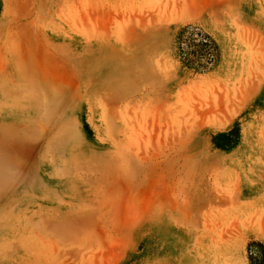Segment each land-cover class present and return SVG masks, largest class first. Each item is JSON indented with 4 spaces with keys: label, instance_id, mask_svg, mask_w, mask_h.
<instances>
[{
    "label": "rangeland",
    "instance_id": "374dc122",
    "mask_svg": "<svg viewBox=\"0 0 264 264\" xmlns=\"http://www.w3.org/2000/svg\"><path fill=\"white\" fill-rule=\"evenodd\" d=\"M189 26L214 67L181 62ZM252 242L264 0H0V264H248Z\"/></svg>",
    "mask_w": 264,
    "mask_h": 264
},
{
    "label": "trees",
    "instance_id": "16d2710c",
    "mask_svg": "<svg viewBox=\"0 0 264 264\" xmlns=\"http://www.w3.org/2000/svg\"><path fill=\"white\" fill-rule=\"evenodd\" d=\"M179 57L186 66L198 71L214 67L219 61V50L213 38L194 26L187 27L179 39ZM248 264H264V243L247 245Z\"/></svg>",
    "mask_w": 264,
    "mask_h": 264
},
{
    "label": "bare ground",
    "instance_id": "6f19581e",
    "mask_svg": "<svg viewBox=\"0 0 264 264\" xmlns=\"http://www.w3.org/2000/svg\"><path fill=\"white\" fill-rule=\"evenodd\" d=\"M214 9H215V8H214ZM214 9H213V10H214ZM213 10L210 11L209 13H205V15H203V16H204V21L206 22L207 26L214 30V29L220 27L221 24H224V23H216V22L214 21V19L218 18L219 16L216 17L217 15H216L215 12H213ZM204 11H205V10H204ZM224 18H225V17H224ZM224 18H223V19H224ZM219 21H220V20H219ZM225 25H226V24H225ZM224 27H225V26H224Z\"/></svg>",
    "mask_w": 264,
    "mask_h": 264
}]
</instances>
